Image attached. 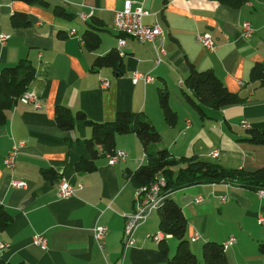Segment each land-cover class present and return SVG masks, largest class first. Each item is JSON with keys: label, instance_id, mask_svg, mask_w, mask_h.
<instances>
[{"label": "crops", "instance_id": "obj_1", "mask_svg": "<svg viewBox=\"0 0 264 264\" xmlns=\"http://www.w3.org/2000/svg\"><path fill=\"white\" fill-rule=\"evenodd\" d=\"M45 1L48 6L44 7L0 0V34L9 35L7 44L0 47V70L27 58L35 69L27 90L40 103V109H35L15 102L0 126V206L12 216L10 225L0 232L4 245L0 259L10 264H166L177 240L159 231L156 211L138 226L133 247H124L121 240L124 216L134 210L135 185L128 175L146 163L137 137H115L113 151H124L125 162L110 165L102 154L93 172H77L74 164L90 158L83 141L91 137V130L79 120L70 131L59 129L55 107H65L71 114L81 112L97 123L112 121L119 112L141 113L161 136L157 147L175 158L194 155L225 168L264 169V146L238 141L245 136L242 122L249 129L264 130V86L249 81L251 67L264 63V0H246L240 8L211 0H130L142 4L148 13L143 24L157 22L161 27L163 36L154 44L121 36L113 29L114 14L126 0ZM56 7L66 16L53 12ZM14 14L24 15L27 23L13 26ZM243 22L251 24L252 37H242ZM90 29L99 36L95 50L85 48L82 39ZM206 32L213 40L211 51L195 41L196 34ZM119 38L125 44L117 48ZM160 49L164 54L158 53ZM111 50L120 56L119 68L92 69V61ZM189 64L198 72L211 70L228 92L245 101L220 110L203 107L205 117H201L188 101L191 93L183 84ZM137 74L154 80L145 83L136 79ZM103 82L107 85L102 86ZM160 89L167 92L176 113L173 127L164 123L157 98ZM19 143L10 173L3 160ZM46 171L54 172L52 180L44 179ZM11 179L25 181L26 188L10 187ZM60 180L72 187L68 198L59 195ZM168 197L181 207L184 238L196 263L202 264L204 243L222 246L233 237L235 243L224 248L227 264H264V250L259 247L264 243V194L206 184ZM95 226L107 228L102 251L93 241ZM196 233L199 239L192 241ZM156 234L160 235L157 241L152 239ZM34 235L46 238L45 249L32 243Z\"/></svg>", "mask_w": 264, "mask_h": 264}, {"label": "trees", "instance_id": "obj_2", "mask_svg": "<svg viewBox=\"0 0 264 264\" xmlns=\"http://www.w3.org/2000/svg\"><path fill=\"white\" fill-rule=\"evenodd\" d=\"M29 5L48 6L45 0H18ZM222 5L233 8H240L246 0H211ZM56 14L65 15L60 8L56 7ZM13 26H21L27 23L22 14H14L11 18ZM123 36V35H121ZM85 48L95 50L98 48L99 36L94 29L86 30L83 35ZM116 50H111L105 55L96 57L92 62V69L101 67L119 68L121 61ZM188 75L183 84L189 91L188 101L196 109L201 117H205L203 107L215 110L238 105L245 101L238 94H231L226 90L223 83L211 71L198 72L192 64L188 65ZM34 66L27 58L20 59L14 66L4 67L0 70V126L6 123V112L17 99L27 91L30 82L34 79ZM251 82H258L264 86V63H256L250 70ZM168 94L160 89L158 93V104L162 112L164 123L173 127L177 121L176 113L171 110ZM56 127L64 131L72 130L76 121H83L91 130V137L84 140L87 152L90 155L88 160L80 159L76 162L75 168L80 173H90L96 169L95 161L103 155L113 154L116 136L134 134L137 137L145 154L146 163L141 164L132 174L130 180L135 187L150 184L156 175H162L165 179L161 194L164 196L163 205L156 211L158 213V228L164 235L177 240L174 254L166 264H198L196 257L189 250L188 241L184 238L186 220L181 212V207L169 199V195L175 191L196 185L226 184L252 191L264 192V169L249 172L238 168H225L217 163L200 160L197 156L173 157L167 149L157 147L161 143L159 132L148 121L144 114L119 112L114 120L97 123L87 120L81 112L71 114V111L62 106H56L53 113ZM245 136L238 141L254 145L264 146V130L246 129ZM67 140L68 143L71 141ZM44 179L52 180L54 172L42 173ZM12 216L0 206V232L5 230L12 222ZM223 246L215 242H206L202 245V264H227ZM264 250V243L260 244ZM164 253L167 251L163 250ZM0 264H10L0 259Z\"/></svg>", "mask_w": 264, "mask_h": 264}, {"label": "built area", "instance_id": "obj_3", "mask_svg": "<svg viewBox=\"0 0 264 264\" xmlns=\"http://www.w3.org/2000/svg\"><path fill=\"white\" fill-rule=\"evenodd\" d=\"M142 4L134 5L130 0H126L123 4V7L120 11L114 14L113 18V29L119 33V35L130 37L134 40H137L141 43H152L154 44L158 38L163 36L162 29L157 22H154L150 25H145L141 21L144 16H147L148 13L142 8ZM84 18V16H81ZM241 35L243 38L252 37L253 30L249 22H243L241 25ZM73 33V32H72ZM9 35L1 33L0 34V47H4L7 44ZM195 41L204 47L205 49L211 51L214 49L213 40L209 33L196 34ZM125 44L123 38L118 39V47H122ZM159 54H164V51L160 49ZM159 61V60H157ZM136 79L143 80L145 83H150L154 78L150 75L137 74ZM180 84V82H178ZM107 82H103L102 86H106ZM38 97L31 91L24 92L18 99V103L32 104L35 109H40V103L38 102ZM242 128H248V125L245 122H242ZM22 144H15L11 149L5 154L3 160L4 168L10 173L14 170L15 162L18 157ZM213 156H217V153H213ZM109 158L108 164L113 165L116 162H125L127 154L124 151L117 150L113 154L107 155ZM145 158V155H143ZM142 158V160H143ZM9 185L12 188L24 189L27 184L25 181L20 179H11L9 180ZM165 179L162 175H156L152 182L147 185H142L135 188L134 191V210L131 214L124 216V226L122 232V243L124 247H133L135 241L133 236L139 225L144 224L148 216L153 211H157L163 205L164 196H162L161 191L163 186H165ZM72 187L64 180H60L58 184L59 195L62 198H68L72 195ZM263 191H259V195L262 196ZM196 202H201V198H196ZM262 219L259 218V222ZM107 234V228L105 226H95L93 227V241L96 243L100 251L104 248V240ZM159 234L153 236L152 239L159 240ZM199 239L198 234L191 236L192 241ZM32 243L45 249L47 246V240L43 235H34L32 237ZM235 243V238L230 237L226 242L222 244V249ZM4 248V245L0 243V250Z\"/></svg>", "mask_w": 264, "mask_h": 264}, {"label": "rangeland", "instance_id": "obj_4", "mask_svg": "<svg viewBox=\"0 0 264 264\" xmlns=\"http://www.w3.org/2000/svg\"><path fill=\"white\" fill-rule=\"evenodd\" d=\"M164 139L167 141H170V139L168 138V136H164Z\"/></svg>", "mask_w": 264, "mask_h": 264}]
</instances>
